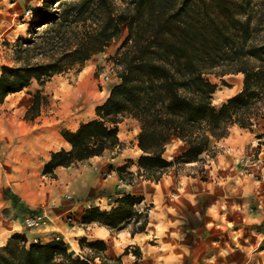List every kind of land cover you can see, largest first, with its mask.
<instances>
[{
	"label": "trees",
	"instance_id": "trees-1",
	"mask_svg": "<svg viewBox=\"0 0 264 264\" xmlns=\"http://www.w3.org/2000/svg\"><path fill=\"white\" fill-rule=\"evenodd\" d=\"M52 3L61 8L56 15L47 12ZM43 6L34 23L64 28L49 39L52 53L42 54L45 60L1 66L0 104L33 81L41 85L82 65L118 38L124 25L127 31L114 58L121 70L105 102L95 108L97 118L62 132L69 148L52 152L43 173L54 176L58 166L120 147L114 125L122 114L139 123L137 176L152 182L176 164L200 161L210 151V141L227 137L233 126L251 131L264 117V0H125L122 6L113 0H44ZM212 74L242 75L241 90L220 107L212 103L217 87ZM38 100L37 91L29 111ZM173 137L188 148L167 160L163 153ZM124 170L125 166L117 168L123 179ZM142 200L124 194L114 198L108 210L88 208L79 222L97 223L111 232H144L151 205L135 209ZM79 245L92 254L76 255L61 239L29 242L15 232L0 246V264H93L96 258L99 264H121L120 257L104 254L103 240L83 237Z\"/></svg>",
	"mask_w": 264,
	"mask_h": 264
},
{
	"label": "crops",
	"instance_id": "crops-1",
	"mask_svg": "<svg viewBox=\"0 0 264 264\" xmlns=\"http://www.w3.org/2000/svg\"><path fill=\"white\" fill-rule=\"evenodd\" d=\"M6 9L0 8L4 12ZM5 19L10 21V18ZM3 21L0 17V25ZM87 62L91 65H86ZM94 68L91 56L77 70L74 84L60 87L57 82L63 77L56 74L45 85L36 84L38 92L43 87L42 93L57 100L53 102L55 107H51L49 117L43 115L42 105L33 121L23 116L33 104L37 90L22 97L25 104L14 100L0 105V246L17 232L23 233L29 242H46L58 237L66 243L71 239L76 246L73 247L76 255L85 254L79 245L81 238L103 240L104 254L113 259L120 257L121 264H249L254 260L264 264V176L263 179L256 177L260 172L264 174V156L261 157L264 145L258 160L246 157L251 142L264 141V120L256 122L254 133L233 126L227 137L210 141L209 148L222 152L207 161L210 179L201 181L198 176H181L166 170L154 183L152 193L145 195L143 191L149 186H143L141 182L146 181L136 177L140 153L137 146L139 123L125 115L114 125L123 143L120 147L107 149L101 155L67 167L58 166L50 178L53 184L50 196L58 202L52 201V205L38 210L35 209L37 206H32L37 185L31 179V171L41 169L52 152L69 148L62 132L74 131L81 123L97 118L95 108L105 102L110 88L116 83L114 77L102 87L94 76ZM5 109L7 112H3ZM170 140L173 146L163 153L167 160H173L188 148L177 138ZM238 156H241L239 160ZM5 163L12 169L24 171L25 180L18 201L16 193L8 198L3 194V182L11 187L4 176ZM121 166H125L121 174L127 178L120 177L117 168ZM130 178L133 180L129 182L127 179ZM63 191L67 196L71 195L72 200L63 199ZM124 194L143 197L135 209L151 205L144 232L131 235L128 230L111 232L97 223L86 226L78 223L88 208L95 205L110 208V199ZM38 212H44L50 218L49 224L42 229L24 228L23 218ZM66 215L77 219L73 227L65 222ZM240 235L245 252L249 253L244 259H240L238 253ZM225 252L232 253L235 258L226 261Z\"/></svg>",
	"mask_w": 264,
	"mask_h": 264
},
{
	"label": "rangeland",
	"instance_id": "rangeland-1",
	"mask_svg": "<svg viewBox=\"0 0 264 264\" xmlns=\"http://www.w3.org/2000/svg\"><path fill=\"white\" fill-rule=\"evenodd\" d=\"M14 1H16V3L14 5H11ZM113 2L117 6H122L125 0H113ZM43 3H44V0L42 1L41 0H3V1L0 0V8L7 7V9L10 11V12L7 11V9L5 10V12L4 10H0V17L1 18L3 17V20H5L0 25V68L2 65L19 66L25 60H28L29 62H41L45 60V55H42V54L52 53V50L48 51L49 50L48 48L51 45L49 39L51 37L57 36L63 30L64 25L62 24L60 25L56 23H51V24L49 23L48 25L46 24L38 25L34 23L35 21L33 20L37 16V11L40 8L44 7ZM30 8L33 10L32 17L29 18L26 22L21 23L19 20L20 15L22 14L23 11H25L26 9H30ZM59 10L61 11V8L59 7L57 3H52L50 7H47V12H50L53 15H56V13H58ZM5 17H7L8 19L10 18V21L5 19ZM126 34H127V31L124 25L122 27L121 34L119 35L118 38L112 40L108 44V46H106L101 52L94 54V57L92 56V59L94 58V65H95L94 76L98 81H100V77H99L100 73H102L103 69L109 65L112 66V70H113L111 72V75L117 74L121 70V66L117 63V61L114 58H115V52L118 50V48L122 44ZM67 36H69V34H67ZM27 40H31L32 43L30 45H23V43ZM26 48L29 49L27 52H25ZM41 52H44V53H41ZM90 62H87L86 65H89V64L91 65ZM78 66L79 67L74 66L62 72L61 74H56L58 77L60 76L63 77V78H59V81L57 82L60 87H62L63 85L65 87H68L67 86L68 83L74 84V81L77 80V74H76L77 70H79L81 65H78ZM209 77L212 82L217 84L216 90L212 95V103L215 107H220V105L223 103V101L226 98L235 95L242 88V75L240 74H227V75L220 76V77L212 74ZM46 81H49V80H46ZM45 82L43 85H45ZM96 83L97 81H95L94 84L96 85ZM36 84L40 85L36 81H33L31 85H29L26 89L23 90V92L6 96L3 102L10 103L15 100V101L22 102V104H25V101L22 99V97H25V95L27 94H32L36 90L38 91V89H36ZM39 91L40 92H38L39 93L38 105L32 111L31 110L29 111V108L31 106L26 110V112L23 115L26 120L33 121L34 117L39 115L40 105H42L41 107L43 109V115L47 117L51 115V113H49L51 110V107H55L53 102L56 99L53 98L48 93L46 94L42 93L43 87ZM3 112H7V109H5ZM1 113H2V110L0 109V115H2ZM124 116L125 114L120 115L119 120H122ZM263 120H264V117H260L257 119L256 122H262ZM249 132L251 133L256 132V128L252 126L251 131ZM262 145H264V141H261V140H259L258 142L255 140L254 142H251V144L248 146V153L246 154V157L252 161L258 160L259 153H261V150L263 147ZM172 146L173 144L170 140L167 143L165 149L168 150ZM219 151L221 152V150L219 149L210 148L209 152L202 154L200 156L201 158L200 161L195 162L192 165H186L182 163L176 164L170 167L167 171H171L172 173L174 172L177 175H181V176L185 175L187 177H192V178H194V176H198V178L201 181H206L212 177V175H209V173L206 171V166L208 165L207 161L215 158V156L217 155ZM165 156H167V153L165 154ZM263 156H264V153L261 154V157ZM240 157L241 156H238L237 160H239ZM244 161L246 162L245 157H244ZM244 161H242V163H245ZM3 169L5 170L4 176H6V180L8 179L10 181V186H11L9 187L8 183L6 182L4 183L2 181L3 182L2 183L3 194L5 195V197L8 198V197H11V195H13L14 193H16L17 195L16 194L15 195L18 201L19 200L18 198H21L20 194L22 192L21 190L23 189V187L21 186H22L23 181L25 180L24 171L23 170L17 171L15 169H12L9 167V164L7 165L6 163L3 164ZM43 169H44V166L41 169L36 168L35 170L31 171V179L35 180L36 185H37L36 186L37 191L35 194L34 201H32V206L33 207L37 206V208H35L37 210L41 208H45L47 205L49 206L52 205L53 204L51 203L52 201L54 203L58 202L54 199L53 196H50L51 191L53 189L52 180H50V178L52 179L53 176L43 173ZM263 176L264 174L262 172H260L259 175H256V177H258L259 179L260 178L263 179ZM136 177H138V179L141 178V181L142 180L146 181V182H141L143 183V186H149V188L144 189L145 192L143 191V193L145 195L151 194L152 189L155 187L154 183H157V182L145 180L143 177H139V176H136ZM130 180H133V179H130ZM62 193H63L62 194L63 199L72 200V198L70 199L67 198V195L64 191ZM113 199L114 198H111L110 201H112ZM14 201L16 202V200ZM36 203L37 205H34ZM95 206H98V205H95ZM145 206H148V205L145 204ZM101 209H106V208L103 207ZM108 209L109 208H107L106 210ZM67 216L69 215H66V217ZM66 217H65V222H66ZM71 217L74 220H77L73 216ZM80 219L81 217H79V219L77 220L78 223H80L79 222ZM82 226H86V225L82 224ZM239 238L240 239H239V247H238L239 252L238 253L240 254V259H244L245 257H248L249 253L248 251L245 252V245H243V240L241 239L242 235H240ZM82 243L84 244V242ZM66 245L69 251L74 253L73 247L76 248V246H75V243L71 239H68L66 241ZM81 250L83 251V253H85V255L92 254L90 250L86 248L85 246H83ZM245 253H247V256L245 255ZM225 256H226L225 257L226 261L230 260L231 258H235V257H232V253L230 252H225ZM93 264H99V260L98 259L94 260ZM249 264H262V263H260L259 260H254V261H249Z\"/></svg>",
	"mask_w": 264,
	"mask_h": 264
},
{
	"label": "built area",
	"instance_id": "built-area-1",
	"mask_svg": "<svg viewBox=\"0 0 264 264\" xmlns=\"http://www.w3.org/2000/svg\"><path fill=\"white\" fill-rule=\"evenodd\" d=\"M32 13L33 10L30 9H26L25 11L22 12V14L20 15V22L24 23L26 22L29 18L32 17ZM105 70V71H104ZM112 66L109 65L107 67H105L102 71V73H100V83H102V87L105 86V84H109L112 79L114 77L117 76V74H113L111 75L112 72ZM68 199L72 198L71 195L67 196ZM50 222V218L44 213V212H38L36 214H28L27 216H25L23 218V226L26 229H42L45 228L46 225H48ZM66 222L70 225V226H74L75 225V220L71 217V216H67L66 217ZM55 239H59L58 237H56Z\"/></svg>",
	"mask_w": 264,
	"mask_h": 264
}]
</instances>
